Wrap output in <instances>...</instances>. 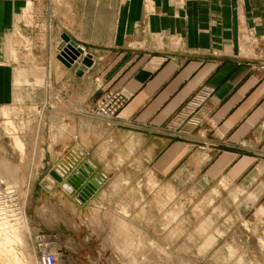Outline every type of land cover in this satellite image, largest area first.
<instances>
[{"label": "crops", "instance_id": "obj_1", "mask_svg": "<svg viewBox=\"0 0 264 264\" xmlns=\"http://www.w3.org/2000/svg\"><path fill=\"white\" fill-rule=\"evenodd\" d=\"M64 36L89 50L85 69L59 58ZM0 86L1 103L48 120L32 133L56 135L39 173L61 143L95 186L81 204L66 191L76 206L66 217L84 210L87 234L74 232L87 246L119 229L101 214L150 235L151 214L173 198L192 214L264 220V0H0ZM107 94L124 102L111 119L94 110Z\"/></svg>", "mask_w": 264, "mask_h": 264}, {"label": "rangeland", "instance_id": "obj_2", "mask_svg": "<svg viewBox=\"0 0 264 264\" xmlns=\"http://www.w3.org/2000/svg\"><path fill=\"white\" fill-rule=\"evenodd\" d=\"M67 43L64 39L61 42L59 58ZM78 59L77 55L74 63ZM7 92H10L9 87L0 86V98L8 97ZM55 96L48 98L43 106L51 109L57 101ZM23 112L19 102H0V224L10 227L19 221V226H23L21 240L13 243V248L17 245L15 249L22 253L19 255L24 264H44L43 259L48 254L55 255V264H264L262 214L256 220L250 211L247 221L242 222L238 221V214H223L221 209L209 217L200 210L192 214L189 199H184L181 207L173 198L165 213H152L150 235L141 229L128 233L123 221H113L111 215L99 214L104 223L119 229L104 230L108 244L87 246L74 232L79 227L81 234H87L84 216L83 220L81 218L84 210L79 207L76 214L68 212L66 217L69 201H66L63 186L81 171L66 160V148H60L61 143H58L55 152L59 159L49 172L44 166L45 172L39 173L37 165L42 161L43 150L47 151V144L56 135L32 133V127L48 128L49 122L45 118L36 121L22 117ZM42 136L45 141L39 146L37 138ZM58 171L63 173L60 179L52 175L53 172L59 174ZM88 183L91 182L82 178L69 200L81 204ZM79 194L81 200H78ZM71 202L72 210L76 206L74 208ZM101 232L95 229L96 235L100 236ZM128 238L132 244L122 245ZM0 264L8 263L0 257Z\"/></svg>", "mask_w": 264, "mask_h": 264}, {"label": "built area", "instance_id": "obj_3", "mask_svg": "<svg viewBox=\"0 0 264 264\" xmlns=\"http://www.w3.org/2000/svg\"><path fill=\"white\" fill-rule=\"evenodd\" d=\"M74 48L79 51L78 57L82 56L83 58L90 54L89 50L84 45H81L79 43L74 42ZM209 94H210L209 90H204L202 93L196 96L193 102H190L187 105V109H190L188 110L187 115L188 116L191 115L193 110L196 108V105H199L203 101V99ZM123 104L124 102L119 96L107 94L101 97V99H99V101L97 102L95 113L100 117L111 119L116 115L118 109H120ZM58 173L59 174H56V175L60 177L63 175L62 172L60 173L58 171ZM63 186L64 188H66V191L69 193L74 191V189L69 184H64ZM79 199L80 200L82 199V196L80 194L78 195V200ZM55 260H56V257L54 254H48V255H45L43 262L44 264H55Z\"/></svg>", "mask_w": 264, "mask_h": 264}, {"label": "bare ground", "instance_id": "obj_4", "mask_svg": "<svg viewBox=\"0 0 264 264\" xmlns=\"http://www.w3.org/2000/svg\"><path fill=\"white\" fill-rule=\"evenodd\" d=\"M76 157H77V155H76ZM76 159H79V158H76ZM17 223L18 224H12L10 227H5V226L3 227V223H2V226L0 224V226H1L0 227V257H1V259L5 260V262H7L8 264H24V263H26V262H23V260L21 258L22 255L21 256L19 255L22 253H20V251L16 250L17 245H15L16 249L13 248V243L21 240L20 231H21L23 226H19V221ZM2 232L4 234H2ZM17 252H19V253H17Z\"/></svg>", "mask_w": 264, "mask_h": 264}, {"label": "water", "instance_id": "obj_5", "mask_svg": "<svg viewBox=\"0 0 264 264\" xmlns=\"http://www.w3.org/2000/svg\"><path fill=\"white\" fill-rule=\"evenodd\" d=\"M64 41L68 42L66 47L63 48V51H62V56L60 57V59L67 65H73L74 67L76 68H79L80 70L81 69H85L86 66L90 65L91 64V60L89 58H84V59H81L79 58L77 60V62L74 63V60L76 59L77 55L79 54V51L76 50L74 48V42H71L69 41V38L64 36L63 37ZM79 61H82V64H78ZM52 175H54L57 179H60V177L58 175H56L54 172L52 173ZM84 177V174L82 172H79V176L78 175H75V177H73V181L70 180L69 181V184L72 188L76 187L77 184L80 183V181H82V178ZM92 187H95L93 184H91ZM92 187L88 186V188L92 189ZM87 189H84L83 191V195L84 196H87L86 194H89V190Z\"/></svg>", "mask_w": 264, "mask_h": 264}]
</instances>
